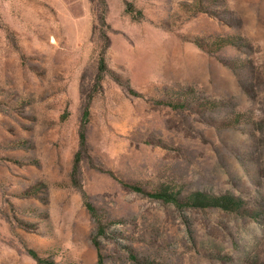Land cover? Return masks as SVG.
Listing matches in <instances>:
<instances>
[{
    "label": "rangeland",
    "instance_id": "1",
    "mask_svg": "<svg viewBox=\"0 0 264 264\" xmlns=\"http://www.w3.org/2000/svg\"><path fill=\"white\" fill-rule=\"evenodd\" d=\"M123 182L243 206L179 208ZM31 249L264 264V0H0V264H39Z\"/></svg>",
    "mask_w": 264,
    "mask_h": 264
},
{
    "label": "trees",
    "instance_id": "2",
    "mask_svg": "<svg viewBox=\"0 0 264 264\" xmlns=\"http://www.w3.org/2000/svg\"><path fill=\"white\" fill-rule=\"evenodd\" d=\"M107 69L106 66V58L102 55L100 60V71L104 73ZM89 114L87 111L84 114V118L82 121V128L80 132L81 138V146L82 148L87 145V135H86V126L88 123ZM80 155V154H79ZM76 158L75 161V169H77L80 165L81 159L80 156ZM126 186L130 187L132 190L145 194L156 200H161L166 203H174L179 208H194V209H221L228 212H237L241 210L243 206V201L241 199L236 198L233 195H212L203 191H193L186 196H182L180 190H176L171 185H162L155 191H147L141 185L125 183ZM89 209L96 214L95 208L93 205L88 204ZM97 216V214H96ZM31 256L37 260L39 264H53L51 261L44 259L41 257L36 251H29Z\"/></svg>",
    "mask_w": 264,
    "mask_h": 264
}]
</instances>
